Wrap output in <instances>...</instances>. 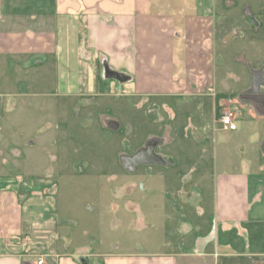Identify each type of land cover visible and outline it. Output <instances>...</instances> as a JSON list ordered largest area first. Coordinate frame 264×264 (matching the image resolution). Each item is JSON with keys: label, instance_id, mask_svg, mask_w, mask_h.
Here are the masks:
<instances>
[{"label": "crops", "instance_id": "obj_1", "mask_svg": "<svg viewBox=\"0 0 264 264\" xmlns=\"http://www.w3.org/2000/svg\"><path fill=\"white\" fill-rule=\"evenodd\" d=\"M235 44L250 60L248 81L230 66L246 63L240 55L219 60L218 51ZM7 59L55 68L60 93H114L121 109L151 105L179 117L195 141L211 133L216 231L198 251L207 229L185 221V236L197 234L188 250L93 253L78 243L60 251V242L64 249L74 242L56 219L51 182L26 175L38 171L36 160L1 151L0 184H9L0 185V264H264V250L245 244L264 198L263 181L254 184L264 177V0H0V60ZM99 80H111L110 91ZM228 98L238 103L236 132L218 123ZM197 172L191 167L189 177ZM194 207L200 220L205 209Z\"/></svg>", "mask_w": 264, "mask_h": 264}, {"label": "rangeland", "instance_id": "obj_2", "mask_svg": "<svg viewBox=\"0 0 264 264\" xmlns=\"http://www.w3.org/2000/svg\"><path fill=\"white\" fill-rule=\"evenodd\" d=\"M235 46L218 51L219 60L240 55L250 61ZM230 66L250 80L247 62ZM99 84L110 91L112 81ZM123 101L114 93L69 96L58 92L55 68L0 60V152L36 160L40 168L26 175L51 182L56 219L69 225L74 242L67 249L60 242V251L78 243L93 253L188 250L197 234L185 236L184 221L204 225L196 250L206 247L216 231L213 136L195 141L193 130L184 135L179 117L151 105L121 109ZM191 167L196 176L189 177ZM201 171L211 177L201 180ZM29 177L23 181L37 180ZM257 181L264 185V177ZM200 204L206 214L199 220L194 206ZM249 232L250 250H264V198L253 208Z\"/></svg>", "mask_w": 264, "mask_h": 264}, {"label": "built area", "instance_id": "obj_3", "mask_svg": "<svg viewBox=\"0 0 264 264\" xmlns=\"http://www.w3.org/2000/svg\"><path fill=\"white\" fill-rule=\"evenodd\" d=\"M238 103L234 98L227 99V106L224 107L218 123L223 130L227 132H236L238 130ZM37 264H44V260H39Z\"/></svg>", "mask_w": 264, "mask_h": 264}]
</instances>
